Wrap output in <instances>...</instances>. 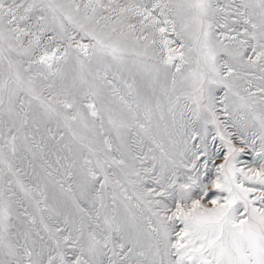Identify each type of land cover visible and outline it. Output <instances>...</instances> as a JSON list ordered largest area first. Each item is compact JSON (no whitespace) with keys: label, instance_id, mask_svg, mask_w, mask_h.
<instances>
[{"label":"snow or ice","instance_id":"6c2138e0","mask_svg":"<svg viewBox=\"0 0 264 264\" xmlns=\"http://www.w3.org/2000/svg\"><path fill=\"white\" fill-rule=\"evenodd\" d=\"M0 264H264V0H0Z\"/></svg>","mask_w":264,"mask_h":264}]
</instances>
